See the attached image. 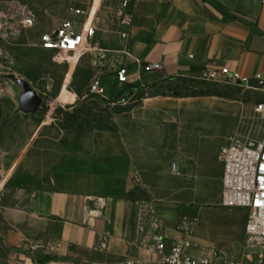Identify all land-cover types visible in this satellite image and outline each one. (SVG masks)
<instances>
[{"label": "crops", "instance_id": "obj_1", "mask_svg": "<svg viewBox=\"0 0 264 264\" xmlns=\"http://www.w3.org/2000/svg\"><path fill=\"white\" fill-rule=\"evenodd\" d=\"M130 8L120 62L131 72L161 68L140 72L131 86L143 94L113 127L33 158L4 192L0 264H160L146 250L154 233L182 240L190 255L264 264L245 247L248 211L221 203L219 151L252 118L237 98L163 90L178 76L220 79L222 67L264 82V0H132ZM142 200L153 213L140 233Z\"/></svg>", "mask_w": 264, "mask_h": 264}, {"label": "rangeland", "instance_id": "obj_2", "mask_svg": "<svg viewBox=\"0 0 264 264\" xmlns=\"http://www.w3.org/2000/svg\"><path fill=\"white\" fill-rule=\"evenodd\" d=\"M126 1L0 0V198L20 182L21 172L33 158L56 156L79 139L110 129L114 115L143 94L138 87L121 86L113 79L112 63L120 62L123 51L119 19ZM72 8L79 9V15H73ZM64 21L79 31L94 26L93 43L72 52L43 50L40 35ZM96 78L106 87L104 97L88 91ZM25 86L41 100L34 112L24 111ZM163 88L180 96L237 98L245 117L252 118L251 130L244 135L260 137L264 117L256 115L253 107L264 93L179 76Z\"/></svg>", "mask_w": 264, "mask_h": 264}, {"label": "built area", "instance_id": "obj_3", "mask_svg": "<svg viewBox=\"0 0 264 264\" xmlns=\"http://www.w3.org/2000/svg\"><path fill=\"white\" fill-rule=\"evenodd\" d=\"M131 1L123 3V12L119 19L120 39L125 41L129 36L132 23ZM73 15H79V9H71ZM30 24L31 20L27 19ZM96 36L94 26L79 31L70 21L62 22L58 27L44 32L39 37V46L46 51H78L93 43ZM113 79L121 86L131 85L139 77L140 72L159 70L158 63L150 62L138 64L139 71H130L121 62L114 61ZM218 75L220 79L203 78L208 81H220L232 84L243 91L254 90L264 93V82L260 73L252 76L243 75L237 71L222 67ZM90 94L104 97L106 87L100 78L92 80L88 86ZM253 111L256 115L264 117V98L255 102ZM218 160L222 166L221 175V203L226 207H240L248 211L244 226L245 247L254 250L257 258L264 260V133L259 137L249 134L240 137H230L228 142L220 149ZM171 171L176 173L175 162L171 163ZM153 210L147 206L145 200L141 201V209L137 214V230L145 232L146 222ZM99 245L104 248L106 241L99 237ZM34 248V247H32ZM146 250L149 254L157 255L160 264H242L225 253L213 256H194L187 252V244L182 240L168 242L159 233L150 236ZM121 264H137L136 259H125Z\"/></svg>", "mask_w": 264, "mask_h": 264}, {"label": "water", "instance_id": "obj_4", "mask_svg": "<svg viewBox=\"0 0 264 264\" xmlns=\"http://www.w3.org/2000/svg\"><path fill=\"white\" fill-rule=\"evenodd\" d=\"M41 100L35 91L29 86H25V97L23 100V108L25 112H34L40 107Z\"/></svg>", "mask_w": 264, "mask_h": 264}, {"label": "trees", "instance_id": "obj_5", "mask_svg": "<svg viewBox=\"0 0 264 264\" xmlns=\"http://www.w3.org/2000/svg\"><path fill=\"white\" fill-rule=\"evenodd\" d=\"M163 90H165V89H163Z\"/></svg>", "mask_w": 264, "mask_h": 264}]
</instances>
